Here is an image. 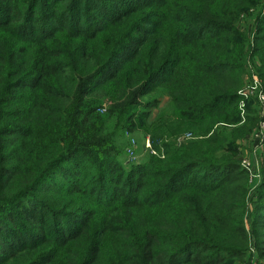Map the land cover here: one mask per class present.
Segmentation results:
<instances>
[{"label":"trees","instance_id":"1","mask_svg":"<svg viewBox=\"0 0 264 264\" xmlns=\"http://www.w3.org/2000/svg\"><path fill=\"white\" fill-rule=\"evenodd\" d=\"M256 4L264 0H0V228L13 229L0 264H219L234 246L223 237L245 244L242 205L221 196L237 164L189 145L122 162L86 96L125 81L124 101L142 118L137 99L189 62L224 86L202 105L179 99L186 118L227 109L250 43L235 23Z\"/></svg>","mask_w":264,"mask_h":264},{"label":"rangeland","instance_id":"2","mask_svg":"<svg viewBox=\"0 0 264 264\" xmlns=\"http://www.w3.org/2000/svg\"><path fill=\"white\" fill-rule=\"evenodd\" d=\"M249 7L235 23L239 30L248 33L250 43L242 84L233 92L234 105L228 103L225 106H228L227 109L219 110L200 121L186 118L179 99L202 105L209 100V93L219 91L224 86L220 87L224 84L221 75L201 73L199 69H192L189 62L183 64L167 85H157L137 99V108L147 113L142 118L135 117L137 112L132 111L135 107H130L124 101L128 89L124 88L125 81L96 89L86 96L88 108L94 107V112L98 113L92 125L101 128L105 137L120 149L121 161L142 162L141 158H146L147 154L163 158L166 156L165 148L169 149L168 157H175L182 146L189 145L198 148V156L203 154L202 151L212 150L214 157L221 162L237 164L240 171L225 183L227 189L221 192V196L242 205L243 229L240 232L246 235V242L243 245L238 241L239 237H223L225 243L234 246L227 245L233 251H221L224 258L219 260V264H264V125L261 126L264 109L259 100V93L264 94V80L259 73L262 70L259 56L254 51L264 45V41L260 43L255 40L264 35L258 30L264 18V7L260 9L257 4ZM188 49V55L195 54L192 46H188ZM214 51L222 53L223 49L211 46L209 53ZM134 67L129 66L130 69ZM236 78V75L229 76L227 81L232 83V79ZM221 101L225 102L226 99ZM235 111L236 116L230 119L228 114L233 115ZM203 112L206 113L205 110ZM201 114L196 111L198 118ZM11 229L1 226L4 236L0 241L4 237L13 239ZM9 262L24 264L25 260L13 257Z\"/></svg>","mask_w":264,"mask_h":264},{"label":"built area","instance_id":"3","mask_svg":"<svg viewBox=\"0 0 264 264\" xmlns=\"http://www.w3.org/2000/svg\"><path fill=\"white\" fill-rule=\"evenodd\" d=\"M259 95H258L259 96V100L262 103L263 109H264V94L259 93ZM262 119H264V117ZM263 125H264V120H261V126L263 127ZM147 142L149 143V141H147ZM149 146H150V144H149Z\"/></svg>","mask_w":264,"mask_h":264}]
</instances>
